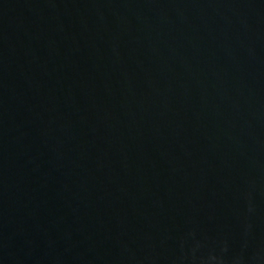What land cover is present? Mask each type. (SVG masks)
Here are the masks:
<instances>
[{
  "label": "water",
  "instance_id": "1",
  "mask_svg": "<svg viewBox=\"0 0 264 264\" xmlns=\"http://www.w3.org/2000/svg\"><path fill=\"white\" fill-rule=\"evenodd\" d=\"M0 264H264V0H0Z\"/></svg>",
  "mask_w": 264,
  "mask_h": 264
}]
</instances>
